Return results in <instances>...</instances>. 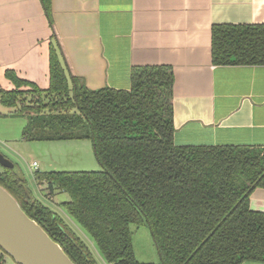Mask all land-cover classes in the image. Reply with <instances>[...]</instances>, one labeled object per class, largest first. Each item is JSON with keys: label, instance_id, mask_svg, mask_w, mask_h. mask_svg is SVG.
Masks as SVG:
<instances>
[{"label": "trees", "instance_id": "1", "mask_svg": "<svg viewBox=\"0 0 264 264\" xmlns=\"http://www.w3.org/2000/svg\"><path fill=\"white\" fill-rule=\"evenodd\" d=\"M41 1L53 23L52 0ZM212 58L216 65H264V24L214 25ZM6 75L15 88H0V100L26 116L24 140L92 141L102 170L36 171L35 179L51 194L70 195L62 207L108 264H143L132 225L151 228L162 264L264 262V211L250 205L254 190L264 188V146L176 145L171 67H134L130 89H89L52 44L48 89L13 70ZM3 170L0 184L76 264H99L20 173Z\"/></svg>", "mask_w": 264, "mask_h": 264}, {"label": "crops", "instance_id": "2", "mask_svg": "<svg viewBox=\"0 0 264 264\" xmlns=\"http://www.w3.org/2000/svg\"><path fill=\"white\" fill-rule=\"evenodd\" d=\"M52 21L41 0H0L1 89L15 88L8 70L48 89L52 44L89 89H130L134 67L169 66L176 145L264 146V65L212 58V27L264 24V0H52ZM250 205L264 211V188Z\"/></svg>", "mask_w": 264, "mask_h": 264}, {"label": "rangeland", "instance_id": "3", "mask_svg": "<svg viewBox=\"0 0 264 264\" xmlns=\"http://www.w3.org/2000/svg\"><path fill=\"white\" fill-rule=\"evenodd\" d=\"M14 108L6 107L0 100V152L15 164L14 171L20 173L30 188L32 195L43 205L56 211L76 234L86 242L99 264H108L100 255L94 239L76 222L61 203L70 200L65 192L51 194L46 182L35 179V172L46 171H100L91 140L27 141L23 131L26 116L15 114ZM38 163V169L33 165ZM0 166V172H3ZM133 248L137 260L143 264H162L151 228L148 225H132ZM5 262L16 264L14 259L4 254Z\"/></svg>", "mask_w": 264, "mask_h": 264}, {"label": "water", "instance_id": "4", "mask_svg": "<svg viewBox=\"0 0 264 264\" xmlns=\"http://www.w3.org/2000/svg\"><path fill=\"white\" fill-rule=\"evenodd\" d=\"M0 164H15L0 152ZM0 248L17 264H76L62 246L21 207L17 198L0 184Z\"/></svg>", "mask_w": 264, "mask_h": 264}, {"label": "built area", "instance_id": "5", "mask_svg": "<svg viewBox=\"0 0 264 264\" xmlns=\"http://www.w3.org/2000/svg\"><path fill=\"white\" fill-rule=\"evenodd\" d=\"M33 165H34V167H35L36 169H38V163H37V162H34Z\"/></svg>", "mask_w": 264, "mask_h": 264}, {"label": "flooded vegetation", "instance_id": "6", "mask_svg": "<svg viewBox=\"0 0 264 264\" xmlns=\"http://www.w3.org/2000/svg\"><path fill=\"white\" fill-rule=\"evenodd\" d=\"M0 253L3 254V255L6 254V253H4L1 249H0ZM16 264H17V263H16Z\"/></svg>", "mask_w": 264, "mask_h": 264}]
</instances>
